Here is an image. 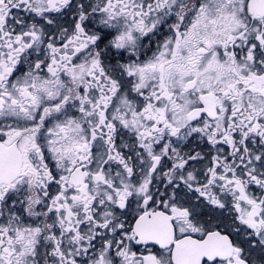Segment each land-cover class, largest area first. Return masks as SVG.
<instances>
[{
    "label": "snow or ice",
    "instance_id": "obj_1",
    "mask_svg": "<svg viewBox=\"0 0 264 264\" xmlns=\"http://www.w3.org/2000/svg\"><path fill=\"white\" fill-rule=\"evenodd\" d=\"M0 264H264V0H0Z\"/></svg>",
    "mask_w": 264,
    "mask_h": 264
}]
</instances>
